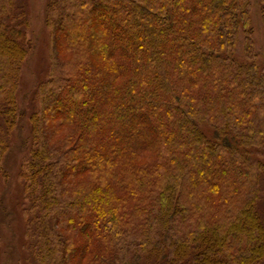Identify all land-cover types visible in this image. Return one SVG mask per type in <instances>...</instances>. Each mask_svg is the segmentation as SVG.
Listing matches in <instances>:
<instances>
[{
	"label": "trees",
	"instance_id": "16d2710c",
	"mask_svg": "<svg viewBox=\"0 0 264 264\" xmlns=\"http://www.w3.org/2000/svg\"><path fill=\"white\" fill-rule=\"evenodd\" d=\"M250 11V0L48 1L52 65L21 174L41 264L264 260ZM26 27L15 0H0V166Z\"/></svg>",
	"mask_w": 264,
	"mask_h": 264
},
{
	"label": "rangeland",
	"instance_id": "374dc122",
	"mask_svg": "<svg viewBox=\"0 0 264 264\" xmlns=\"http://www.w3.org/2000/svg\"><path fill=\"white\" fill-rule=\"evenodd\" d=\"M49 0H15L20 12H24L28 55L19 71L15 93L17 120L6 137L7 149L0 166V264H41L37 258L41 239L37 229L35 210L23 193L21 174L29 159L31 142L30 117L37 110L34 93L47 77L52 65V30L46 22ZM251 41L257 55V64L264 71V23L261 6L250 0ZM92 28L95 25L92 24ZM243 35L237 49V58H243ZM207 133H209L207 131ZM254 156L264 164V150H255ZM264 226V181L256 204ZM151 256L144 264H154ZM259 264H264L262 260Z\"/></svg>",
	"mask_w": 264,
	"mask_h": 264
}]
</instances>
